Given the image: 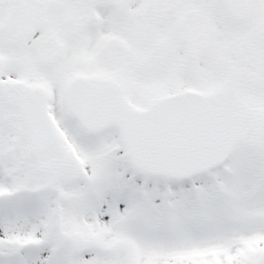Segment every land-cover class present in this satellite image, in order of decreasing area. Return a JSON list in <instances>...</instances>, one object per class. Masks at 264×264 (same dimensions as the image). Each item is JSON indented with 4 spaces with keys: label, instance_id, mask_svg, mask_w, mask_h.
<instances>
[{
    "label": "snow or ice",
    "instance_id": "6c2138e0",
    "mask_svg": "<svg viewBox=\"0 0 264 264\" xmlns=\"http://www.w3.org/2000/svg\"><path fill=\"white\" fill-rule=\"evenodd\" d=\"M0 264H264V0H0Z\"/></svg>",
    "mask_w": 264,
    "mask_h": 264
}]
</instances>
